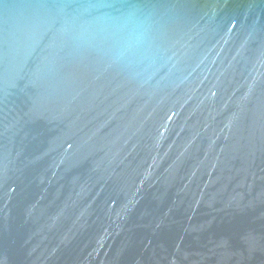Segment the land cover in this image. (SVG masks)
<instances>
[{"label": "water", "instance_id": "1", "mask_svg": "<svg viewBox=\"0 0 264 264\" xmlns=\"http://www.w3.org/2000/svg\"><path fill=\"white\" fill-rule=\"evenodd\" d=\"M0 264H264V0H0Z\"/></svg>", "mask_w": 264, "mask_h": 264}]
</instances>
